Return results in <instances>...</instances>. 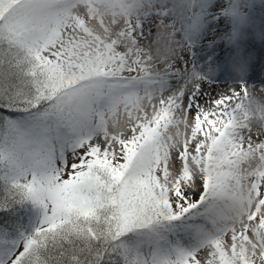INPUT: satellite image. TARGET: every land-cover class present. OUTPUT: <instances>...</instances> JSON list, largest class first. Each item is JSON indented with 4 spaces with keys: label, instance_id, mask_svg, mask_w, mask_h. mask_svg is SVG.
<instances>
[{
    "label": "snow or ice",
    "instance_id": "6c2138e0",
    "mask_svg": "<svg viewBox=\"0 0 264 264\" xmlns=\"http://www.w3.org/2000/svg\"><path fill=\"white\" fill-rule=\"evenodd\" d=\"M251 5L0 0V264H264Z\"/></svg>",
    "mask_w": 264,
    "mask_h": 264
},
{
    "label": "rangeland",
    "instance_id": "374dc122",
    "mask_svg": "<svg viewBox=\"0 0 264 264\" xmlns=\"http://www.w3.org/2000/svg\"><path fill=\"white\" fill-rule=\"evenodd\" d=\"M171 3H174L177 5L176 11L177 14H185L187 15L185 6L188 2V0H170ZM249 2L252 3L250 8V16H251V26L245 30L244 37L240 41V48L242 49V55L247 61V72L246 74H251V78H254V81L249 80L248 75H246L245 80L246 83L253 86L254 89L257 87L264 88L263 82H261V76L262 74L259 72L260 67L264 64V61L261 65L258 66L257 61H261L263 56L258 58L256 52L257 49L264 50V39L259 38V33L264 31V0H249ZM221 28L224 27V25L220 26ZM155 29H153V32ZM228 46H226V50L224 52L225 60H230V57L234 54L232 52H229L227 50ZM262 52L259 51V54ZM248 56V57H247ZM249 57L252 58V60H249ZM257 62V63H255ZM262 102H264V93H262ZM253 97L255 100V103L253 104V108H255L256 103H258L257 97L253 93ZM253 123H257L258 121V114H255L253 120Z\"/></svg>",
    "mask_w": 264,
    "mask_h": 264
},
{
    "label": "bare ground",
    "instance_id": "6f19581e",
    "mask_svg": "<svg viewBox=\"0 0 264 264\" xmlns=\"http://www.w3.org/2000/svg\"><path fill=\"white\" fill-rule=\"evenodd\" d=\"M260 48V47H259ZM259 48L257 49V52H256V54L258 55V58H260L261 56H263V58H262V60L261 61H259L257 64H258V66L259 65H261L262 63H263V61H264V55H262L263 54V52H264V50H259ZM259 51H261L262 53L261 54H259ZM217 54V53H216ZM220 53L218 52V54L217 55H219ZM249 60H252V58L251 57H249ZM259 72L262 74V76H261V82H263V84L262 85H264V64L260 67V69H259ZM251 72L249 73V74H246V75H248V78H249V80H252V81H254L255 79V77L256 76H254V78H251ZM221 86H223V85H221ZM262 87H257V89L255 88V92H254V95L257 97V99H258V103L259 104H264V102H262V97H263V95H262V93L260 92V89H261ZM261 98V99H260Z\"/></svg>",
    "mask_w": 264,
    "mask_h": 264
},
{
    "label": "trees",
    "instance_id": "16d2710c",
    "mask_svg": "<svg viewBox=\"0 0 264 264\" xmlns=\"http://www.w3.org/2000/svg\"><path fill=\"white\" fill-rule=\"evenodd\" d=\"M26 222V221H25Z\"/></svg>",
    "mask_w": 264,
    "mask_h": 264
}]
</instances>
